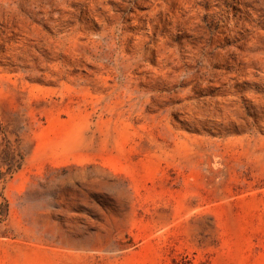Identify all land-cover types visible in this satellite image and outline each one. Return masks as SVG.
I'll return each mask as SVG.
<instances>
[{"label":"rangeland","instance_id":"1","mask_svg":"<svg viewBox=\"0 0 264 264\" xmlns=\"http://www.w3.org/2000/svg\"><path fill=\"white\" fill-rule=\"evenodd\" d=\"M0 264H264V0H0Z\"/></svg>","mask_w":264,"mask_h":264}]
</instances>
